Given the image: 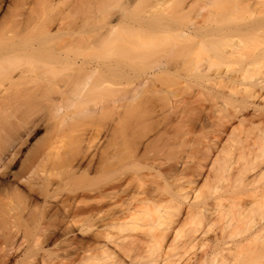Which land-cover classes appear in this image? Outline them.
<instances>
[{"label": "bare ground", "instance_id": "6f19581e", "mask_svg": "<svg viewBox=\"0 0 264 264\" xmlns=\"http://www.w3.org/2000/svg\"><path fill=\"white\" fill-rule=\"evenodd\" d=\"M7 2L0 165L12 167L40 122L52 121L19 172L35 174L71 218L56 239L45 216L0 199V259L24 252L29 264H264V103L256 105L264 101V0ZM228 41L250 49L234 72L223 68L234 50ZM195 70L203 91L172 102L163 85L191 88ZM205 128L212 131L200 154L184 150ZM183 206L204 226L162 227ZM75 227L94 242L77 245Z\"/></svg>", "mask_w": 264, "mask_h": 264}, {"label": "rangeland", "instance_id": "374dc122", "mask_svg": "<svg viewBox=\"0 0 264 264\" xmlns=\"http://www.w3.org/2000/svg\"><path fill=\"white\" fill-rule=\"evenodd\" d=\"M12 2H13V0H8V2H7V7L8 8H10V9H13L15 6L12 4ZM227 49H229V50H231L232 48H233V46H231V44H230V42L228 41L227 42ZM234 49V48H233ZM250 52V49L249 48H241V49H239V48H237V49H234V50H232V54L231 55H228V57L226 58V60L224 61V65H223V68H225V69H229L230 71H233L234 72V70H236V69H238L239 68V63L242 61V59L246 56V55H248V53ZM244 54V55H243ZM217 59H218V57H217ZM216 59V60H217ZM217 62H218V60H217ZM217 69V66H214V67H212V71H211V73H213V71H215ZM192 74L194 75V77H193V79H192V81L190 82L192 85H193V87H191V88H189L188 86H187V83L186 82H184V81H181V82H175V83H173V84H171V83H166L165 85H163V88L165 89V90H172V91H174V93L173 94H169V96L171 97V101L172 100H174V101H172V102H175V101H177L178 102V104L179 105H182V104H184L183 102H185V101H187L188 99H190L193 95H194V93H197V92H199V93H201V90L203 91V88L200 86V81H199V78L197 77V75H198V72L195 70V71H193L192 72ZM161 85H159V87H160ZM242 89H243V86H241L239 89H238V91H236V93L237 94H239L241 91H242ZM205 90V89H204ZM197 94L198 96L200 95V94ZM203 93V92H202ZM263 93H264V91H263ZM165 95H167L168 96V93H160V94H156V95H153V99H154V104H156V103H158V104H162L163 102H164V96ZM196 95V94H195ZM195 95H194V99H195ZM196 95V96H197ZM197 98V97H196ZM199 98V97H198ZM258 100H259V98H257ZM196 100V99H195ZM259 101H261V100H259ZM257 102L256 101V105H259L260 104V102ZM176 102V103H177ZM182 103V104H181ZM262 104V103H261ZM251 109L249 110V109H247L246 110V112L244 111L243 113H245V114H243V113H240V115L242 114V116L244 115L246 118L247 117H250L251 115H252V113H253V111L255 112V108L253 109L252 107H250ZM249 111V112H248ZM248 113V114H247ZM247 114V115H246ZM241 116V118H240V116L238 115V118H236V119H234V122H233V125L235 126V127H237V125L236 124H238V126H240L239 124H240V122H241V119L243 118V119H246V118H244V116L242 117ZM239 118H240V120H239ZM249 119V118H248ZM44 121V120H43ZM236 121V122H235ZM238 121V122H237ZM52 121H50V122H45L44 124H43V122L41 121L40 122V124H41V126H37V128H35L36 130H34L35 132L33 133V135H31L29 138H28V141H27V143L24 145V146H22V148H21V153L18 155V157H20L21 159L19 160V161H17V162H15L13 165H12V167H15V166H19V171L20 170H22L23 169V167L24 166H27L28 164H30V158H29V155H30V153H31V151L35 148V146L39 143V141H41L42 139H45V137L46 136H48L49 134H51V129H49V125L48 124H50ZM260 123V122H259ZM262 124H264V123H262ZM209 128V127H208ZM200 129V128H199ZM198 129V130H199ZM211 129V130H210ZM209 130L207 129V128H205V131H204V133H205V135H204V133H203V131H201V130H199V131H197L195 134H194V138L197 140V141H195V144H194V141L192 142V143H190V146L188 147V146H183V148H184V150H188V151H192V150H197V151H199V153L198 152H196L197 154H200V151H201V148H203V145H201L200 143H199V141L201 140V141H204V140H206V138H208V136H210V134H209V132H211L212 131V128H210ZM203 130V129H202ZM209 132H208V131ZM206 132L208 133V136H207V134H206ZM207 136V137H206ZM200 137V139L198 140L197 138H199ZM200 141V142H201ZM147 142H149V141H147ZM146 142V143H147ZM202 143V142H201ZM191 144H193V145H191ZM192 146V147H191ZM193 146H195V147H193ZM199 147V149H198V147ZM201 146V147H200ZM181 148V147H180ZM183 148H181L180 150H183ZM194 148V149H193ZM213 156H214V154H212ZM215 158V157H214ZM210 160H211V158H210ZM207 162V161H206ZM204 162L206 165H207V167H208V165H209V162ZM206 167V166H205ZM204 167V169H205V172H206V170L208 169V168H205ZM204 172V173H205ZM145 173H148V171L146 170L145 171ZM147 177V176H146ZM149 177V176H148ZM150 178V177H149ZM135 183V182H134ZM0 199L2 200V202H9L10 200L8 199V198H5V197H2V196H0ZM204 226V224H199L198 223V218L196 217V216H191V217H189L188 216V214H187V212L185 211V206H183L180 210H175L174 212L172 211V210H170V218H168V219H166L165 220V224L164 225H162V227H173V228H178V227H187L188 229H189V227H203ZM214 227H219V224H216V225H214ZM21 229H19V231L20 232H25L26 231V234H27V231H28V229H26V228H28V227H20ZM24 229V231H23V229ZM32 228V227H31ZM31 228H29V229H31ZM45 228V227H44ZM80 228L81 227H78L77 229H79V231H80ZM84 228H86L87 230H89V228L88 227H84ZM173 228L171 229V230H173ZM4 228L3 227H0V235L2 236L3 235V233H4V230H3ZM75 229H76V227H75ZM76 229V230H77ZM87 230H86V232H87ZM170 230V231H171ZM174 231V230H173ZM30 232V231H29ZM92 233L91 231H89V232H87V233H84V231H80V233H79V235L77 234V232L75 233L76 235L75 236H73V237H70L71 239H78V240H82L83 238L82 237H88V236H91L90 234ZM125 233H129V234H134V233H137V232H135V230H131V229H129V230H127ZM171 234L173 233V232H170ZM32 233L30 232V235H31ZM88 234V235H87ZM171 234L169 235V236H171ZM27 235H29V233L27 234ZM33 235V234H32ZM0 236V237H1ZM30 236H28V238H29ZM26 238H27V236H26ZM31 238V237H30ZM29 238V240H31ZM33 238V237H32ZM24 240L27 242H24L23 241V243H25V246H27V244H29V240L28 239H25L24 238ZM32 241V240H31Z\"/></svg>", "mask_w": 264, "mask_h": 264}, {"label": "snow or ice", "instance_id": "6c2138e0", "mask_svg": "<svg viewBox=\"0 0 264 264\" xmlns=\"http://www.w3.org/2000/svg\"><path fill=\"white\" fill-rule=\"evenodd\" d=\"M261 87L264 88V83L261 84ZM259 102L264 103V101ZM0 196L15 201L20 209H24L28 205L27 210L31 213H39L45 216V226L56 239L60 238L67 220L71 218L65 217V209L58 203L50 204L54 196L47 190L45 183L39 181L35 174L29 176L26 172L20 173L18 165L7 168V170H5L4 165H0ZM8 227H11L10 223ZM97 227L101 230L103 229L102 224L97 225ZM207 231H211V227H208ZM77 234L79 235V229H77ZM82 238L85 245L92 241V236ZM53 243H55V240H53ZM76 243L79 245V240ZM6 257L7 253L5 258L0 259V264H20L21 260L23 264H29L24 252H19L18 255L14 254V258L11 261H8Z\"/></svg>", "mask_w": 264, "mask_h": 264}]
</instances>
